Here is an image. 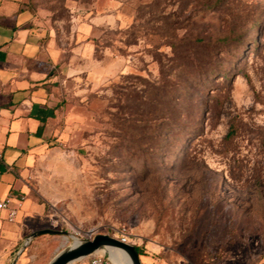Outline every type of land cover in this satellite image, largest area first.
<instances>
[{"label": "rangeland", "instance_id": "rangeland-1", "mask_svg": "<svg viewBox=\"0 0 264 264\" xmlns=\"http://www.w3.org/2000/svg\"><path fill=\"white\" fill-rule=\"evenodd\" d=\"M38 5L61 120L23 221L60 232L15 264H49L64 232L126 237L142 264H264V0Z\"/></svg>", "mask_w": 264, "mask_h": 264}, {"label": "crops", "instance_id": "crops-1", "mask_svg": "<svg viewBox=\"0 0 264 264\" xmlns=\"http://www.w3.org/2000/svg\"><path fill=\"white\" fill-rule=\"evenodd\" d=\"M43 16L32 0H0V148L3 161L13 168L7 171L0 165V196L29 187L32 157L61 120L58 104L53 103L49 75L54 55ZM28 202L14 222L0 211V251H16L32 234L23 221Z\"/></svg>", "mask_w": 264, "mask_h": 264}, {"label": "water", "instance_id": "water-1", "mask_svg": "<svg viewBox=\"0 0 264 264\" xmlns=\"http://www.w3.org/2000/svg\"><path fill=\"white\" fill-rule=\"evenodd\" d=\"M60 231H54L51 229L39 230L29 235L22 247L19 249L17 257L14 259L12 264H15L24 248L37 236L45 233H55ZM66 235L73 237L75 240H79V243H74L68 248L62 250L57 254L49 264H72L73 262L79 261L83 258L89 257L96 253L98 250L106 248H119L126 251L133 264H142L140 255L135 247L128 242H123L119 238L107 235V234H96L91 239L80 240L75 238L72 234L64 232ZM105 252V251H104ZM109 257V256H108Z\"/></svg>", "mask_w": 264, "mask_h": 264}, {"label": "built area", "instance_id": "built-area-1", "mask_svg": "<svg viewBox=\"0 0 264 264\" xmlns=\"http://www.w3.org/2000/svg\"><path fill=\"white\" fill-rule=\"evenodd\" d=\"M0 165L5 167L7 171H13V168L3 161V153L0 148ZM1 173V170H0ZM27 200L26 193L21 189H14V191L8 192L4 196H0V211L6 213V219L9 222L16 221L20 211L23 209ZM123 242H128L126 237L119 238ZM87 264H114L112 260L98 253H94L89 256Z\"/></svg>", "mask_w": 264, "mask_h": 264}, {"label": "bare ground", "instance_id": "bare-ground-1", "mask_svg": "<svg viewBox=\"0 0 264 264\" xmlns=\"http://www.w3.org/2000/svg\"><path fill=\"white\" fill-rule=\"evenodd\" d=\"M79 240H75L74 243H79ZM106 251L109 254V258L114 264H133L130 257L123 249L119 248H106L98 250L96 253ZM74 263V262H73Z\"/></svg>", "mask_w": 264, "mask_h": 264}, {"label": "trees", "instance_id": "trees-1", "mask_svg": "<svg viewBox=\"0 0 264 264\" xmlns=\"http://www.w3.org/2000/svg\"><path fill=\"white\" fill-rule=\"evenodd\" d=\"M39 0H32V5L35 7V8H39ZM139 255H143V251H141V249H139L138 247H136Z\"/></svg>", "mask_w": 264, "mask_h": 264}]
</instances>
